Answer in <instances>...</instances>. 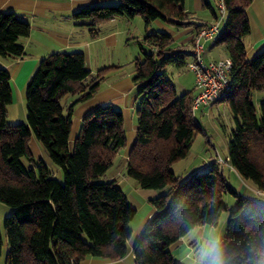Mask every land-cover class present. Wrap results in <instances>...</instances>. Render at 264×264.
Listing matches in <instances>:
<instances>
[{
	"label": "trees",
	"instance_id": "obj_1",
	"mask_svg": "<svg viewBox=\"0 0 264 264\" xmlns=\"http://www.w3.org/2000/svg\"><path fill=\"white\" fill-rule=\"evenodd\" d=\"M222 2L227 19L209 43L222 46L232 59L229 88L215 102H225L233 117L226 159L264 193V99L258 104L253 100L255 91H264V47L248 58L252 0ZM112 4L83 7L73 17L88 20L95 36L103 21L141 15L146 24L143 40L156 49L135 61L138 130L126 174L142 188L164 191L151 199L155 213L134 241L135 262L181 264L171 246L188 234L182 218L187 217L190 225L216 226L224 210L229 211L225 238L244 250L258 231H264V201L238 191L216 161L207 171L186 179L172 168L188 155L202 126L193 111L194 88L177 95L166 69L187 67L193 50L179 46L167 31H149L148 27L154 21L186 23L190 19L186 0ZM200 27L197 24V31ZM30 32L28 21L13 11H0V56L23 57L26 52L20 38ZM101 71L92 74L83 52L49 53L29 81L26 122L11 124V73L0 67V202L12 209L4 219L5 264H82L88 256L117 260L128 253L137 208L116 179L106 178L127 146L123 111L111 105L94 109L83 119L71 144L74 106L93 97L103 79ZM67 94H78V98L65 110ZM32 136L58 174L62 170V177L43 158H35L29 145ZM225 194L234 196V208L226 206ZM3 246L0 229V260Z\"/></svg>",
	"mask_w": 264,
	"mask_h": 264
},
{
	"label": "crops",
	"instance_id": "obj_2",
	"mask_svg": "<svg viewBox=\"0 0 264 264\" xmlns=\"http://www.w3.org/2000/svg\"><path fill=\"white\" fill-rule=\"evenodd\" d=\"M112 2L114 0H0V11H13L21 19L31 24L30 35L20 38L26 54L23 57L16 58L0 56V67L7 68L11 73L13 102L8 106L9 123L26 122V92L29 81L40 61L54 51L83 52L86 65L92 74L96 75L102 70L103 79L93 97L74 106L71 144L80 132L83 119L94 109L111 105L123 111L128 142L123 151L121 150L120 155L125 160L121 162V169L107 173L106 178L116 179L131 204L137 208V213L131 222L133 236L128 245V253L123 258L111 260L88 256L82 264H137L133 254L134 241L155 213L151 199L164 191L142 188L135 179L126 174L127 157L136 141L138 130L136 113L139 104L138 88L133 80V72L126 73L123 71L122 65L117 62L118 58L115 57L112 50L119 42L120 23H123L127 18L116 17L101 22L97 27L99 33L93 36L88 26V20L77 21L73 17L74 12L83 7ZM205 6L210 7L215 16L216 12L212 8L210 0H186V8L190 13V19L186 23L183 25L164 21H157V23L164 31L172 35L175 43L187 50H193L197 24L208 21L207 18L195 16L196 12L194 13L193 8L201 10ZM248 14L251 32L246 37V46L247 56L251 59L264 47V0H252L248 7ZM170 23L176 29L169 26ZM214 51L217 52L213 54ZM226 56L227 53L222 46H214L213 43H209L208 59H219ZM191 59L192 57L188 61ZM89 81L90 79H87L84 83L87 84ZM77 98L78 94L64 96L65 110ZM220 103H214L213 106ZM206 110H209V108H201L203 113ZM29 145L36 159L43 158L50 167L58 172V168L49 160L44 148L34 136L31 137ZM227 155L228 153L226 157ZM214 158L213 156L207 158L204 165L210 166L216 160ZM226 170L235 172L242 181H245L230 165L227 169L223 168L224 174ZM253 187L256 197H261L259 200L264 201V193L258 191L254 184ZM249 188H251L250 185H247L245 192L240 190L241 188L239 191L248 195ZM248 196L254 197L253 195ZM187 236L188 234L171 246V251L179 262H181V258L188 249ZM191 243H188L189 247ZM182 246H184L183 249H181ZM179 249L180 251H178ZM175 251L178 252L175 253Z\"/></svg>",
	"mask_w": 264,
	"mask_h": 264
},
{
	"label": "rangeland",
	"instance_id": "obj_3",
	"mask_svg": "<svg viewBox=\"0 0 264 264\" xmlns=\"http://www.w3.org/2000/svg\"><path fill=\"white\" fill-rule=\"evenodd\" d=\"M120 0H114L116 5ZM221 0H210L211 6L217 15L221 14L220 11ZM195 16L207 18L208 22H211L215 17L212 9L205 6L203 9L198 10L193 8ZM227 17L223 23L226 22ZM157 21L152 22L148 30L149 31H164L163 28L158 25ZM172 28V24H168ZM146 24L141 15H137L132 19H125V21L120 23L119 31V42L113 51L114 55L122 65V69L126 73L134 74L135 61L137 58H143L144 53H154L156 49L146 44L143 40L146 34ZM141 46L143 48H141ZM206 49H209V43L206 44ZM217 51L212 52L215 54ZM167 75L172 80L176 87L177 95H182L185 92L192 90L194 88V74L188 69V67H183L181 69L174 66H169L167 69ZM264 97V92L255 91L253 94V100L257 104ZM65 105V104H64ZM26 113V111H25ZM196 120L202 126V131L199 132L194 142L189 150L188 155L175 162L172 166L175 174L181 179H186L188 176L195 172H204L209 169V166H205V161L211 156L216 158V162L219 164L220 168L223 170L228 168V164L224 161L226 159V154L228 153V141L230 137L231 130L233 128V117L230 112L228 105L225 102H221L219 105H214L213 107L206 110V112H201L198 110L196 112ZM17 123V122H16ZM19 123V122H18ZM123 151V149H122ZM121 152V151H120ZM116 157L113 165L107 173L117 171L121 169V162L125 159L120 155ZM49 158V156L47 155ZM214 158V159H215ZM224 159V160H221ZM50 160V159H49ZM26 162V161H25ZM27 163V162H26ZM200 167V168H199ZM56 171L57 177H62V170ZM226 176L229 178V182L239 191H246L247 185L251 188L248 189V195H253L255 198L259 199L261 197H256V192L253 187V183L250 180L242 181L235 172L225 171ZM245 182V183H244ZM258 196V195H257ZM224 201L228 208H234L236 205L235 198L232 194H225ZM12 209L8 205L0 202V229L3 236L4 246L3 252L0 260V264H5L6 254L8 251V240L4 228V219L7 215L11 213ZM229 211L224 210L220 216L218 224L215 226L222 230L224 235L226 234V225L228 219ZM206 226V227H205ZM211 225H199L201 228H207ZM189 237H186L187 248H189L188 243ZM184 246L181 247L183 249ZM180 251V249L178 250ZM178 251H175L178 252Z\"/></svg>",
	"mask_w": 264,
	"mask_h": 264
},
{
	"label": "built area",
	"instance_id": "obj_4",
	"mask_svg": "<svg viewBox=\"0 0 264 264\" xmlns=\"http://www.w3.org/2000/svg\"><path fill=\"white\" fill-rule=\"evenodd\" d=\"M220 11L221 14L213 21L201 22V27L194 38L193 57L187 63L188 69L194 74V113L202 107L210 108L213 106L229 88L232 59L229 56L219 59L207 58L206 44L218 36L226 17L222 0ZM224 161L227 163V159Z\"/></svg>",
	"mask_w": 264,
	"mask_h": 264
},
{
	"label": "clouds",
	"instance_id": "obj_5",
	"mask_svg": "<svg viewBox=\"0 0 264 264\" xmlns=\"http://www.w3.org/2000/svg\"><path fill=\"white\" fill-rule=\"evenodd\" d=\"M181 223L192 242L181 264H264V231H258L244 250L232 246L222 230L215 226L190 225L187 217Z\"/></svg>",
	"mask_w": 264,
	"mask_h": 264
}]
</instances>
